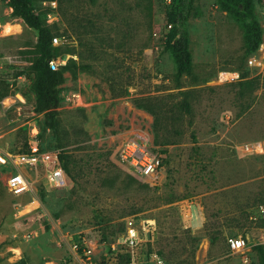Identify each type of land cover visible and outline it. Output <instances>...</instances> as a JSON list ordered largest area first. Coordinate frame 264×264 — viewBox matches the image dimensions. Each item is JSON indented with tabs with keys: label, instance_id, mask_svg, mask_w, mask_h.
<instances>
[{
	"label": "rangeland",
	"instance_id": "374dc122",
	"mask_svg": "<svg viewBox=\"0 0 264 264\" xmlns=\"http://www.w3.org/2000/svg\"><path fill=\"white\" fill-rule=\"evenodd\" d=\"M180 1L34 0L62 73L52 128L35 109L38 31L0 0V150L38 144L68 176L53 188L33 171L30 191L16 196L12 169L0 167V264H89L75 243L109 264H261L253 216L264 203V0L244 19L221 0H194L192 73L178 77L166 40ZM252 21L262 43L247 53ZM6 22L22 31L3 35ZM243 74L260 81L240 96ZM129 139L161 158L158 172L120 160ZM128 217L140 232L134 253ZM236 235L249 238L245 253L228 249Z\"/></svg>",
	"mask_w": 264,
	"mask_h": 264
},
{
	"label": "trees",
	"instance_id": "16d2710c",
	"mask_svg": "<svg viewBox=\"0 0 264 264\" xmlns=\"http://www.w3.org/2000/svg\"><path fill=\"white\" fill-rule=\"evenodd\" d=\"M13 8V15L20 17L31 28L38 31V52L39 55L33 62L34 80L33 90L36 96L35 109L43 112L48 126H57L58 107L60 103L59 84L62 81V73L51 67L50 61L55 57L53 45L54 33L46 20L39 14L35 7L34 0H5ZM257 0H221L222 9L230 12L237 19H244L254 14ZM194 0H181L175 7L168 24H171L166 40V48L170 50L177 68V76L191 74L193 68L192 55L189 49L187 20L191 15ZM263 30L258 22L246 23L245 44L247 53L255 51L262 43ZM260 78H248L242 75L239 81V95L244 96L248 88L254 89L259 84ZM184 107L189 108L188 102L184 101ZM138 106L149 108L143 102ZM67 171V169H66ZM259 252L261 264H264V246L256 245Z\"/></svg>",
	"mask_w": 264,
	"mask_h": 264
},
{
	"label": "built area",
	"instance_id": "2783aa9c",
	"mask_svg": "<svg viewBox=\"0 0 264 264\" xmlns=\"http://www.w3.org/2000/svg\"><path fill=\"white\" fill-rule=\"evenodd\" d=\"M176 0H164L166 5H172ZM10 7V6H9ZM12 9V7H10ZM171 27V24L169 25ZM53 69L57 68L54 61H50ZM119 158L122 162L132 166L141 175H152L161 167V158L148 147L141 139H129L124 141L118 149ZM10 166L12 169L7 178V186L13 195H23L30 191L31 180L29 174L33 171L40 174L45 172V178L50 187L63 186L67 181V174L59 160L57 153L42 151L38 144H34L25 150L15 152L0 150V167ZM253 219L259 229L258 237L254 245L264 244V203L260 204ZM126 245L132 253L139 244V229L133 217L126 219ZM228 249L231 253H245L249 247V238L243 235L231 236L227 240ZM77 251L82 250L89 260V264H109L106 261H95L90 247H82L79 243L74 244ZM244 257H248L244 254Z\"/></svg>",
	"mask_w": 264,
	"mask_h": 264
},
{
	"label": "bare ground",
	"instance_id": "6f19581e",
	"mask_svg": "<svg viewBox=\"0 0 264 264\" xmlns=\"http://www.w3.org/2000/svg\"><path fill=\"white\" fill-rule=\"evenodd\" d=\"M3 27V35L5 36H9L12 34H16L18 32L22 31V26L20 24H15V23H11V22H6L2 25Z\"/></svg>",
	"mask_w": 264,
	"mask_h": 264
}]
</instances>
